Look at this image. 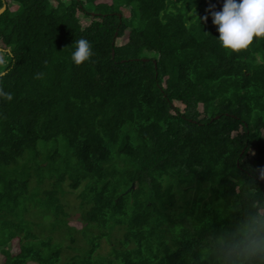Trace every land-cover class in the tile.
<instances>
[{
    "label": "trees",
    "instance_id": "trees-1",
    "mask_svg": "<svg viewBox=\"0 0 264 264\" xmlns=\"http://www.w3.org/2000/svg\"><path fill=\"white\" fill-rule=\"evenodd\" d=\"M55 1L0 0V218L28 188L4 168L61 136L81 170L70 186L87 182L83 228L116 237L61 263L6 222L1 264H264V37L223 48L197 0ZM82 37L92 55L75 64Z\"/></svg>",
    "mask_w": 264,
    "mask_h": 264
},
{
    "label": "rangeland",
    "instance_id": "rangeland-1",
    "mask_svg": "<svg viewBox=\"0 0 264 264\" xmlns=\"http://www.w3.org/2000/svg\"><path fill=\"white\" fill-rule=\"evenodd\" d=\"M119 1L121 2V0ZM197 1L190 13L198 12L199 18L207 16V20L201 19L203 24L208 28H217L209 15L207 0ZM53 2L56 1L53 0ZM169 2L170 0L168 5ZM176 4L182 6L180 1ZM171 10H176L174 5L169 6L168 11ZM122 11L124 14L129 13V9L125 6L122 7ZM196 21L197 17L193 20V24ZM125 39L126 37H123L120 41L123 42ZM1 50H4L2 46H0V62L3 60ZM147 54L151 55L152 53L148 52ZM76 164L77 160L70 157L66 142L59 136L57 139L49 141L39 140L37 149L26 152L25 156L20 159V164L5 167V181L27 178L28 188L17 200L12 201L13 210L6 212L5 216L0 218V230L9 231L10 228L6 227L5 223L15 222L24 227V231H30L37 236L33 243L38 244L41 240H51L53 249H62L61 263L69 260L73 250L81 253L86 252L91 244L99 242L94 239V236L103 233L106 235L100 240L101 245L98 251L102 254L101 256L105 255L111 242L114 243L111 237L114 239L116 233L112 232L108 226H96L95 224L87 229L83 228L85 223L82 219L83 207L88 202L89 194L86 191L87 182L83 181L79 187L72 188L70 180L67 178L73 179L76 174L81 173L80 169H71ZM65 174L67 176L62 184L60 178ZM47 200H62L65 209L63 207V211L56 213L53 205L46 203ZM117 230L119 228L115 231L117 232ZM9 249L12 253L19 251L17 238L10 243ZM3 261L4 255L0 253V264Z\"/></svg>",
    "mask_w": 264,
    "mask_h": 264
},
{
    "label": "clouds",
    "instance_id": "clouds-1",
    "mask_svg": "<svg viewBox=\"0 0 264 264\" xmlns=\"http://www.w3.org/2000/svg\"><path fill=\"white\" fill-rule=\"evenodd\" d=\"M212 23L217 26L220 45L231 51L247 48L255 38L264 37V0H223L220 10H212ZM207 20V16L200 17ZM71 60L81 64L92 55L90 42L85 38L75 40ZM0 96L11 100L12 93L0 90ZM264 247V244L260 245Z\"/></svg>",
    "mask_w": 264,
    "mask_h": 264
},
{
    "label": "water",
    "instance_id": "water-1",
    "mask_svg": "<svg viewBox=\"0 0 264 264\" xmlns=\"http://www.w3.org/2000/svg\"><path fill=\"white\" fill-rule=\"evenodd\" d=\"M6 9V5H4L3 7L0 8V14ZM117 34V33H116ZM113 54H114V51H113ZM144 60H146V58H143ZM155 65H156V61H154ZM216 118L219 117V115H216L215 116Z\"/></svg>",
    "mask_w": 264,
    "mask_h": 264
}]
</instances>
